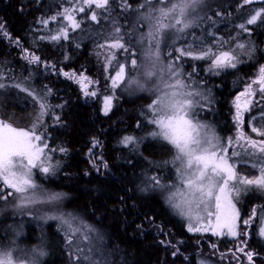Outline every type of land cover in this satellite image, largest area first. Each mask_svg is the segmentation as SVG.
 Segmentation results:
<instances>
[{
	"label": "snow or ice",
	"instance_id": "obj_1",
	"mask_svg": "<svg viewBox=\"0 0 264 264\" xmlns=\"http://www.w3.org/2000/svg\"><path fill=\"white\" fill-rule=\"evenodd\" d=\"M252 2L253 0H242L238 7L242 8ZM203 3L204 0H156V3H153V0H144V3L134 10L137 13V23L132 25L131 32H122V26L113 21L110 39L105 45H99L102 48L106 46L109 50L106 65L110 66L113 61H117L115 74L106 77L111 81L112 95L103 97L102 112L105 116L109 115L113 108V100L116 98L115 91L121 85H124V91L130 94L152 93L153 98L147 105L146 113L141 114L153 129L145 138L124 136L120 143L126 148L131 145L138 149L143 139L150 138L160 141L162 145L170 146L172 159L165 161L164 164L172 165L176 179L173 180L171 175H150L146 177L144 186L140 187L139 191L159 196L177 215L186 220L189 232L210 231L218 236L236 237L241 234L246 236V232L237 231L239 211L234 200L242 191L251 187L264 191V107L259 112V125L256 123L257 116L253 115L249 120L251 133L259 139L246 134L243 129L244 114L251 112L253 106L264 105V65L259 67L257 75L250 79L244 90L235 98L233 120L236 136L222 138L214 126L201 117L204 111L211 110L210 89H205V81L197 79L198 74L194 65L191 66V72L186 73L183 70V61L185 58L207 61V71L218 76L221 71L236 69L242 63L237 53L238 49L244 50V54L249 58L255 49L248 48L243 43H236L235 48L224 50V45L228 41L216 37L207 29L204 30L205 36L212 37L211 40L198 39L189 43L186 37L195 36V32L187 30L199 27L198 21L202 23L205 19L212 20L211 16L194 15ZM120 6L124 12L131 10L128 0H120ZM86 8L93 9L89 18L98 23L96 9L110 13V0H70L69 7H63L56 14L38 21L46 29L51 22H57L58 25L56 29L49 30V35L41 36L39 39L52 43L69 39L70 31L75 32L81 28L82 21L77 19V14L85 12ZM214 15L220 16L221 13L215 12ZM241 19L242 22L236 25L239 29L237 35L241 33L250 35L252 29L249 26L264 24V8L253 10ZM142 28H146L147 31H139ZM136 32L137 43L145 45L141 51L143 60L140 64L137 62L136 48L132 46L131 39L127 42L124 39L126 35L131 37ZM0 37L12 41L3 22H0ZM177 40H182L183 45L175 46ZM12 42L21 48L23 59L29 64H44L46 68L50 67L56 71L54 65L45 63L41 57L24 48L19 39ZM161 45L172 49L167 53L166 61L161 58ZM120 50L128 54L133 69H143L127 82L126 65L117 60V52ZM57 74H62L79 84L85 97L97 96V91H90L89 85L98 82L83 73L77 75L60 69ZM5 79L11 77H7L3 70H0V89L7 87L18 89L31 98L37 110L34 122L27 130L14 127L0 119V201H8L9 197H13L18 201L15 204L18 210L29 209L38 204H57L64 199V194L46 191L37 184L34 171L55 175L59 167L58 163H52V156L49 155L57 149L49 148L47 135L41 131L45 127L44 118L52 111V105L48 102L52 89L45 86L43 92H37L26 86L23 80L6 84ZM55 107L63 108L64 105L59 104ZM52 118L56 123L61 122L57 114H53ZM137 127H141L139 121ZM99 144L100 142L94 139L92 148L98 147ZM58 151L65 153L67 150L61 147ZM89 155L92 156V149H89ZM98 159L99 164L92 160L96 171L107 169L108 164L103 157L100 156ZM129 163L135 167L131 160ZM249 163L251 168L258 170L259 175L250 177L238 171L241 164ZM252 216H256L255 209ZM42 219L60 222L67 245L74 249L72 258L75 264H104L103 252L99 247L104 238L92 225L84 223L72 213L45 215ZM250 220L243 223L247 225ZM261 223L259 235L264 237V220ZM137 227L142 229L143 225ZM160 243L170 245L171 242L161 240ZM241 244L236 251L243 253L248 264H255L254 257L259 254L246 251V240L241 241ZM14 250L0 248V264H38L37 257L45 255L43 251L33 250V258L25 261L14 257ZM178 251L179 249L172 255H177ZM96 254L100 255L99 260L95 259ZM233 255L235 256V253Z\"/></svg>",
	"mask_w": 264,
	"mask_h": 264
},
{
	"label": "trees",
	"instance_id": "obj_2",
	"mask_svg": "<svg viewBox=\"0 0 264 264\" xmlns=\"http://www.w3.org/2000/svg\"><path fill=\"white\" fill-rule=\"evenodd\" d=\"M141 1L143 0H128L131 10L124 12L121 10L120 4L115 5L114 0H110V13H105L102 9L97 11L100 14L98 23L89 18L90 9L78 13L77 19L82 21L81 28L75 32L70 31L69 39L56 45L40 40L39 37L46 36L49 34V30L56 29L57 22H51L46 29L38 21L56 14L63 7H69L70 0H0V22L5 24L12 41L19 39L24 48L34 52L45 63L57 64L54 65L55 72L60 69L85 72L89 76L97 75V79L103 83H110L106 77L115 74L117 61H113L110 66L101 61L98 53L109 55L106 46L99 47V45H105L107 41L102 34L113 30V21L122 26V32H131L130 12H132V7L139 6ZM211 17V21L205 19L199 23V27L192 31L195 32V36L188 38L191 43L198 39L209 40L205 36L204 30L212 31V23H219L218 18H225L226 11L221 17L213 14ZM236 20H239V16ZM227 21L225 20V24L228 23ZM103 23H106V26H102ZM224 28H227V25L215 28L214 34H223ZM251 29L249 42L252 43L249 45H252L255 51L251 58L247 57L248 62L245 61L243 66H239L238 79L235 81L232 77L223 74L221 80L212 81L209 78L205 82L206 87L211 89L215 96L214 117H218V114L221 113L219 117L222 122L227 121V117L223 119L224 110H230L238 87L246 85L253 78L252 76L257 75L259 67L264 65L261 64L264 63V24L258 23ZM227 30L230 31V28ZM139 31L143 32L142 29ZM225 35L227 34L225 33ZM137 37L138 32L133 33L131 37L126 35L124 39L125 42L131 39V44L135 47L141 45L137 43ZM12 41L0 37V70L14 77L23 78L31 74L40 78L43 74L41 66L29 64L23 59L21 48ZM117 60L126 65L125 82H127L132 77L134 70L130 66L128 54L122 50L118 51ZM191 68L188 65L184 71L187 73ZM47 70L55 73L50 67ZM202 72L203 70L197 71V79H204L199 76V73ZM46 79L48 81H42L41 85L46 83L51 89H56L65 99L63 100L65 107L60 117L61 122L55 123L53 128L46 126L43 131L47 135L51 148L57 149L59 152L58 149L63 147L67 151L58 157L59 167L55 175L39 176L37 182L51 192L64 194L67 201L63 209L79 213L101 233L105 240L102 249L108 252L120 251L124 255V259H120L122 264H184L186 262L198 264L201 257L209 255L208 246L210 244H216L220 251L238 252L236 250L238 246H242L241 240L247 239L246 250L249 249L259 254L254 257L255 264H264V247L263 245L259 247L263 240L256 237L254 226L244 227L243 225L248 211L246 213L241 209L238 229L239 233L246 232V236L241 234L236 239H230L218 238L209 234H191L187 230L186 223L175 216V213L159 196L139 191V188L144 186V178L161 172V170L153 168L154 164H158L162 160L166 161L167 159L164 158L171 154L170 148L162 145L159 141H146L138 149H134L131 145L126 148L120 143L124 136L139 137L147 132L146 119L141 114L146 113L147 108L139 104L151 101L150 97H144L142 93L137 92L129 97L125 95L128 91H124V85H121L115 91L116 98L111 112L105 116L95 106V102H93L94 104H88L89 102L84 104L82 97L72 85L62 79ZM14 91L12 89L11 92L5 94L6 100L0 106V113L5 118L6 116H17L22 121L28 117L29 110L26 109L27 104L23 107L19 105L25 100L23 96L16 95ZM138 121L141 123V127H137ZM216 126L219 128L220 135L226 137L224 131L228 127L226 125ZM99 132L100 141H106L107 147L102 154L93 159L99 164L98 157L102 156L103 160L107 162L108 168L97 172L86 153L93 140L98 139ZM130 160L135 164V167L129 163ZM238 171L246 172L243 167ZM86 172L89 174L85 175ZM242 206H248V209L264 210V200H254L253 194H247L242 199ZM254 222L255 224L261 223L257 219H254ZM138 225H143V228H138ZM32 232L34 229L31 228L28 238L25 239L27 244L32 242ZM56 235L61 237L55 228V231L53 230L50 235L52 238L49 240L51 255H53L47 257L41 264H65L64 260L66 258L69 260L70 248L68 245L66 246V241L62 237L61 243L58 244L53 238ZM161 240L171 243L170 245L161 244ZM33 246L30 245L29 249ZM177 249H179L177 255L173 256L172 253ZM240 258L242 263L246 264V259L241 254ZM207 259L213 261L209 257ZM228 261L227 264H239L234 257Z\"/></svg>",
	"mask_w": 264,
	"mask_h": 264
},
{
	"label": "rangeland",
	"instance_id": "obj_3",
	"mask_svg": "<svg viewBox=\"0 0 264 264\" xmlns=\"http://www.w3.org/2000/svg\"><path fill=\"white\" fill-rule=\"evenodd\" d=\"M114 2H115V5H119L120 4V0H114ZM240 2H242V1L241 0H204V3L197 9V12L194 13V15H197V16H210V15L212 16V14L214 15L215 12H220L221 15L217 16V17H221L223 15L224 11H226V17L223 18V19L218 18L217 20L219 21V23L216 21L217 23L214 22V23H212V26H211L212 27V31L211 32H213V33H214V29L215 28H217L219 26H222V25H227V28H230V31H228L227 28H224L223 29V34H216L215 35L218 38H223L225 41H228V43H226L224 45V50H228L229 48H235L236 43H243V44L246 45V47L252 48V45H249V44L252 43V42H249L251 35H249L248 33H241L240 35H237V33L239 32V29L236 27V25H238L239 23L242 22V19H241L242 17L248 15L253 10H257V9L264 8V7H251L250 8V7H247L245 5V6H243L241 8V7H238V3H240ZM142 3H144V0L141 1V4ZM153 3H156V0H153ZM138 8H139V6H133L132 7V12H130V16H131V19H130L131 24L130 25H131V27H132V25L137 23V13L134 10H136ZM92 10L93 9H90V13H91ZM99 10H101V9H96V12L99 11ZM140 11H143V9H140ZM52 13H54V11H52ZM99 15L100 14L97 12V16H99ZM237 16H239V20H236ZM82 20H83V18H82ZM225 20H228L227 24H225ZM232 20H234V21H232ZM198 23H200V22L198 21ZM256 25H251L249 27L253 28ZM57 26H56V28H57ZM102 26H106V23H103ZM231 28H233V30H231ZM195 29L196 28H193V29H189L187 31L188 32H192ZM142 30H143V32L147 31L146 28H142ZM225 33L227 35H225ZM111 34H112V30H109L106 33L102 34V36H104L106 40H109L110 37H111ZM207 37L209 38V40L212 39V37H210V36H207ZM232 37H235L236 39L233 40V39H231ZM186 38L188 40V38H191V36H187ZM244 38H245V40H244ZM137 39H138V37H137ZM45 41L49 42L48 40H45ZM63 41H66V40H61L59 43H61ZM188 42L191 43V40H188ZM49 43L53 44V45L59 44V43H52V42H49ZM168 43H169V45H171V41H169ZM181 45H183V41L182 40H177L175 46H181ZM144 46L145 45H137V46H135L136 53H137L136 54V59H137L138 64H140L142 62V60H143L141 51H142V48ZM171 50H172L171 47H167L165 45H161V58L166 61L167 53L169 51H171ZM237 53L240 55V59L244 63L243 62L240 63L237 66L236 69L223 70V71H221V74L218 75V76L217 75H212V74H210L207 71L208 62L204 61V60L194 61V60H191L189 58H185L184 61H183V70L188 65H190V66L194 65L196 67L197 71L203 70L202 73H199V76L200 77H204V79H202V80L205 81V82L209 78H211L210 80H212V81L218 80V79H220L222 77L223 74H225L224 76H227V77H230V78L232 77V79H234L236 81L238 79V76H239V74L237 72L238 69H239V66L240 65L243 66L246 63L245 61H247V62L249 61V60H247L248 56L244 54V50L238 49ZM98 55H100V59H101L102 62H106V57H107L106 55L101 54V53H98ZM97 59H98V57H97ZM97 63L99 64V61H97ZM261 64H264V63H261ZM142 71H143L142 68L141 69H134L133 72H132V77H130V78L136 77ZM191 71H192V68L188 72H191ZM3 72L5 73V75L7 77H11V79H5L4 83L12 84L14 82H19V81L23 80L25 82L26 86H29V87L35 89L37 92H43L44 89H45V86H47L48 88H51L46 83H43L41 85L42 81H46V82L48 81L46 78L62 79L63 81H65L68 84L72 85L76 89V91L82 97V99H83L82 102H84V104H87L86 102H89L88 104H90V102L93 100V102L96 103L95 106H97L98 109H100L101 113H103L102 112L103 97L105 95H112V89L110 87L111 81H110V83H106V82L103 83L102 81H98L99 79H97L96 76H89L90 78L93 79V81H97L98 82V83H95V85H94V87L92 89V90H96L97 91V96L95 98H93V97H85L83 95V93L80 91L79 87H78L79 84H77L78 86H74L67 79H63L62 75H59V77H56V76H54V74L46 72V71H44L42 69H41V72L44 75L43 74L41 75V77H40L41 79L38 78L36 75H31V74L26 75L23 78H20L19 76H17V77L15 76L14 77L11 74L6 73L5 71H3ZM35 74H38V73H35ZM230 74H232V75H230ZM8 75H10V76H8ZM224 76H223V78H224ZM252 77L254 78L255 76H252ZM50 85L53 86L52 84H50ZM206 86H207V84L205 83V85H204L205 89H209ZM244 87H245V85H240V87H238L237 93H236L235 97L232 100V104H231L230 110H227V109L224 110L225 116L223 117V119L225 117H227L226 118L227 121H225V122H222L221 121L222 120L221 117H219V115L221 113L218 114V117L217 116L214 117V111L216 109V106L214 105L215 104V96H214L213 91H211V89H210V98L212 99V103L210 105V109L211 110L210 111H204L201 114V117H202V119H205V122H207L210 125L214 126V128L216 129V132L218 133V135H220V132H219L218 126H216V125H219V126H225L226 125L228 127V129H226V131H224V134H226L227 136L223 137V136L220 135L222 138L235 137L236 134H237L236 126H235V123H234V120H233V117H234V114H235L234 101H235L236 96L239 95L240 92H242L244 90ZM12 89L15 90L14 93L16 95H18L20 97L23 96L25 101L23 103L19 104V105H21L23 107V106H25L27 104L26 109L29 110V115H28L27 118H25L24 120L20 121V119L17 116H6V118H5L0 113V119H3V120H5L8 123H11L14 127L22 128V129L27 130L28 128H30L32 126V124L34 122L37 106L33 104V102L31 101V98L28 97L25 93L20 92L18 89H15V88H12V87H7L5 89H0V93L2 94V95L0 94V98L3 100L2 101L0 99V106L6 99V98L3 97L4 94H6L7 92H11ZM90 91H91V89H90ZM137 93H142L144 97H150L151 99L153 98L152 93H148V92H137ZM125 95H128L130 97L131 95H134V94H130L128 92ZM243 99L244 98L242 97V101H243ZM63 100H65L63 98V96L56 89H54V90L52 89V94H51V96L48 97V102L52 105V111L50 112L49 116H46L44 118L45 119V127L43 129H41V131L46 129V126H50V127L53 128V126L56 123L53 120V118H52L53 114H57L60 117L62 116V112H63V109H64L65 106L63 108H57L55 106L59 105V104L64 105ZM149 103H151V101L144 102V103H141L139 105L145 106L147 108V105ZM113 105H114V100H113ZM262 107H264V105L253 106L251 112L244 114L243 129H244L246 134H248V135H250V136H252L253 138H256V139H259V137H256L254 133H251L250 127H249V120L251 119V117L253 115H255V116H257L256 123H257V125H259V123H260V121H259V112H260ZM18 120H19V122H18ZM146 124L148 126L147 127V132L142 134V136L137 137L138 139H142V138L147 137L148 133L153 129V126L151 124H148L147 122H146ZM97 140L100 142L98 147L93 149L92 148V144L90 145V149H92V156L90 157L89 150L86 153L87 157L89 158V160L91 162H92L93 158H95V156L102 154L104 149L106 150V147H107L106 141H103V142L100 141V132L98 134V139ZM149 140H152V139H150V138L143 139V142L140 145L144 144V142L149 141ZM166 146H168V145H166ZM168 147L170 148V146H168ZM49 148L53 149L50 146H49ZM60 154L61 153L57 152V151L49 153V155L52 156V163L53 164H57L58 163L57 160H58V157L60 156ZM172 155H173V153L171 151L170 156L167 157V158H164V159H167L166 161H170L172 159ZM98 161L100 162L99 159H98ZM164 162H165V160H162L158 164H154L153 168L155 170H161V172L158 173V174H162L164 176L171 175L172 179L175 180L176 177L173 174L174 173V169L172 168V165L169 164V165L165 166ZM240 166L243 167L246 170V172L244 171L245 173H242L244 175H248L250 177L259 175L258 170L251 168L250 163L247 164V165L241 164ZM240 166L238 167V169L241 168ZM34 171H35V174L37 173V175H35L36 182H37V177L46 176L45 174L40 173L38 170H34ZM145 180H146V178H144V181ZM165 182H167V181H165ZM37 184L41 185L38 182H37ZM45 190L49 191L47 189H45ZM49 192H51V191H49ZM247 194H253L254 200H264V191H260V190L256 189L255 187H251L248 190L242 191L241 195L234 200V202L236 203V207H237V209L239 211V218H240L241 209H243L246 213L248 211V215L246 216L245 220H250V218H251V220H250V223L247 224V225L254 226L253 228L256 229V235H257L256 237H259V238H261L263 240L261 242V246H259V247H262V245L264 247V237H261L259 235V229L262 227V223L258 224V222H257L255 224V222H254V219H257L260 222L262 220H264V210L255 209L256 210V216L253 217L252 216V212H253L254 208H249L248 209V206H245V207L242 206V199ZM66 199L67 198L64 196V199L61 202L57 203V204H38V205L32 206L29 209H24V210H18L15 207V204L18 203V201H16L13 197H9L8 201H0V248H4V249L12 248V249H15L14 252H13L14 257L20 258V259L25 260V261H30L33 258V255H34L33 250L43 251L45 253V255L37 257L38 264H41L43 261H45L47 257L52 256L53 254L51 255V253H52L51 242L49 241L52 237L50 235L52 234L53 230L55 231V228H56V232L61 234V237L63 238V240L66 241L65 240V233L62 230L59 221L52 220V219L45 220V219H42V217H44L45 215L52 216V215H59L61 213H72L74 216L78 217L79 220H82L84 223L92 225L91 223H89V221H87L85 218H83L79 213L70 212V211L64 210L63 208H64V205H65V203L67 201ZM7 204H8V206H7ZM172 212L175 213L173 210H172ZM175 215L177 217H179L180 219H182L186 223V227H187L186 220L184 218L180 217L179 215H177L176 213H175ZM237 225H238L237 226V231H238V229H239V220L237 222ZM243 225H244V227H247L246 224L243 223ZM31 228L34 229V232H32L33 236L31 238L32 242L30 244H27L25 239L28 238ZM97 232L99 234H101L98 230H97ZM17 233H19V235H17ZM189 233H191V234H209V235L217 236V237L222 236V235H219V236L218 235H213L212 232H210V231L209 232H201V233H193V232H189ZM61 237L56 235L53 238L59 244V242L61 243V240H62ZM227 238H230V239L231 238H235L236 239L237 236L236 237L228 236ZM241 241H243V240H241ZM104 242H105V240L103 241V243ZM103 243L101 245H99V247H100L101 251L103 252L104 264H119V263L122 264L120 259H124V255L120 251H118V252H108V251L102 249L101 247L104 246ZM30 245H34L33 248L29 249ZM66 246H67V243H66ZM68 248H69V246H68ZM70 250H71V253L69 252L70 255L68 254L69 255L68 256L69 260H68V258H66V260H64L65 264H75V261L72 258V252L74 251V249L70 248ZM246 251H251V250L248 249ZM240 254H241V256H244L243 253H240ZM206 256H207V254L204 255V258L199 259L198 260V264H221L219 262H226L227 261L224 257H219V256L216 255L215 256L216 260H213V261H216L218 263H214L213 261L207 259L208 257L205 258ZM100 258H101L100 255L96 254L95 259L99 260ZM246 260H247V258H246ZM70 262H72V263H70ZM184 264H189V262H186ZM190 264H192V263H190ZM223 264H227V263H223Z\"/></svg>",
	"mask_w": 264,
	"mask_h": 264
},
{
	"label": "water",
	"instance_id": "obj_4",
	"mask_svg": "<svg viewBox=\"0 0 264 264\" xmlns=\"http://www.w3.org/2000/svg\"><path fill=\"white\" fill-rule=\"evenodd\" d=\"M258 4H263L264 5V0H253V2L251 3V4H249V5H258ZM69 73H73V71H68ZM85 75V74H84ZM86 76V75H85ZM72 80V79H71ZM72 83L74 84V85H77V83L74 81V80H72ZM78 86V85H77ZM90 86L91 85H89V88H90ZM79 87V89H80V86H78ZM80 91H81V89H80ZM82 92V91H81Z\"/></svg>",
	"mask_w": 264,
	"mask_h": 264
},
{
	"label": "bare ground",
	"instance_id": "obj_5",
	"mask_svg": "<svg viewBox=\"0 0 264 264\" xmlns=\"http://www.w3.org/2000/svg\"><path fill=\"white\" fill-rule=\"evenodd\" d=\"M47 44V43H46ZM45 44V45H46ZM47 46V45H46ZM11 48V47H10ZM29 48V47H28ZM30 50H32V49H30ZM91 50V49H90ZM37 51V50H36ZM39 51V50H38ZM16 59V58H15ZM19 59V58H18ZM89 59H90V57H89ZM93 59V58H92ZM84 61V60H83ZM22 62V61H21ZM22 63H24V62H22ZM48 64V63H47ZM89 64V63H88ZM24 65V64H23ZM55 65V64H54ZM57 65V64H56ZM55 65V66H56ZM92 65V64H91ZM88 66V65H87ZM97 69V68H96ZM34 70V69H33ZM39 70V69H38ZM37 71V70H36ZM39 72V71H38ZM100 73V72H99ZM97 76V75H96ZM100 78H101V76H99ZM101 80V79H100ZM99 81V80H98ZM103 85V84H102ZM1 94V93H0ZM12 94V93H11ZM2 95V94H1ZM20 95V94H19ZM3 97H5V94H4V96ZM1 99V98H0ZM2 100V99H1ZM6 100V99H5ZM3 101V100H2ZM74 103V102H73ZM10 110V109H9ZM226 118V117H225ZM69 157V156H68ZM89 174V173H88ZM161 202V201H160ZM3 206V205H2ZM7 206H8V204H7ZM42 206V205H41ZM4 207V206H3ZM5 211V210H4ZM50 211V210H49ZM48 212V211H47ZM38 213V212H37ZM176 216V215H175ZM10 220V219H9ZM59 224V223H58ZM38 232V231H37ZM46 233V232H45ZM11 237V236H10ZM41 239V238H40ZM130 239V238H129ZM39 241V240H38ZM60 243V242H59ZM22 251V250H21ZM63 254V253H62ZM21 257V256H20ZM207 257H208V255H207ZM55 261V260H54ZM71 263V262H70ZM108 263V262H107Z\"/></svg>",
	"mask_w": 264,
	"mask_h": 264
},
{
	"label": "flooded vegetation",
	"instance_id": "obj_6",
	"mask_svg": "<svg viewBox=\"0 0 264 264\" xmlns=\"http://www.w3.org/2000/svg\"><path fill=\"white\" fill-rule=\"evenodd\" d=\"M90 103H93V101H91ZM211 247H213V246H211ZM219 254H221V255H222V254H224V253H223V252H222V253H220V252H219Z\"/></svg>",
	"mask_w": 264,
	"mask_h": 264
}]
</instances>
